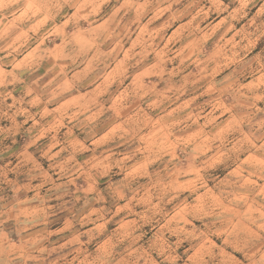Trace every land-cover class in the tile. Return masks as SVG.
Segmentation results:
<instances>
[{"label": "clouds", "instance_id": "1", "mask_svg": "<svg viewBox=\"0 0 264 264\" xmlns=\"http://www.w3.org/2000/svg\"><path fill=\"white\" fill-rule=\"evenodd\" d=\"M0 264H264V0H0Z\"/></svg>", "mask_w": 264, "mask_h": 264}]
</instances>
